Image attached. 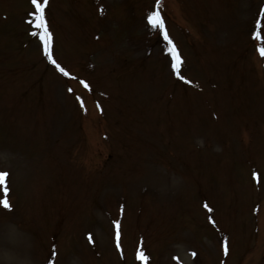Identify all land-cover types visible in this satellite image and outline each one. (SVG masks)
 I'll return each instance as SVG.
<instances>
[{
    "label": "rangeland",
    "instance_id": "obj_1",
    "mask_svg": "<svg viewBox=\"0 0 264 264\" xmlns=\"http://www.w3.org/2000/svg\"><path fill=\"white\" fill-rule=\"evenodd\" d=\"M155 3L52 0L65 75L24 21L28 0H0V170L15 203L0 209V264H44L51 246L86 264L71 249L101 240L106 264L117 230L127 248L142 234L151 264H264V0H161L188 57L179 76L147 20Z\"/></svg>",
    "mask_w": 264,
    "mask_h": 264
},
{
    "label": "snow or ice",
    "instance_id": "obj_2",
    "mask_svg": "<svg viewBox=\"0 0 264 264\" xmlns=\"http://www.w3.org/2000/svg\"><path fill=\"white\" fill-rule=\"evenodd\" d=\"M161 2V0H156V4L159 5ZM31 3L34 5L35 7V11L32 13V15L36 18V27L42 29L43 31L40 33V37L41 39L45 42L46 45V53L49 55V58L51 59V53L48 52V48L47 45L50 43L51 41V33L48 29L47 26V20H46V16H45V8L48 4V0H43V2H41V0H31ZM147 20L148 22L153 26V27H159L160 29H164V21L159 13V11H152L148 14L147 16ZM257 24H259L260 22L257 21ZM164 39L168 41V43L171 45V47L169 48L170 53L172 54V67L174 69L177 70V75L179 76V66L182 62V58L180 57L178 51L176 50L175 45L172 43L170 37L167 34V31H164ZM254 36L256 39H261V35L260 32L257 31L254 33ZM258 50L260 51L261 55H264V47H259L258 46ZM52 62L54 64H56L55 60H52ZM57 68H59V70L61 72H63L65 75H68V73L65 71L64 68H61L58 64H57ZM180 79H185L183 76L179 77ZM82 83H84L83 81H81ZM85 87H88V85L85 83ZM7 172L5 171H0V188L3 189V192L6 194L8 189L6 186V177H7ZM0 206L4 207V208H11V204L8 201L6 195L4 197H0ZM205 207H207V205H205ZM117 224V228L119 225V222H115ZM117 236V241L119 239V231L117 230L116 233ZM117 246H119V244L117 243ZM138 256L141 260H145L147 259L143 253H138ZM49 264H52V262L50 261Z\"/></svg>",
    "mask_w": 264,
    "mask_h": 264
}]
</instances>
